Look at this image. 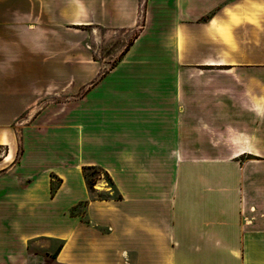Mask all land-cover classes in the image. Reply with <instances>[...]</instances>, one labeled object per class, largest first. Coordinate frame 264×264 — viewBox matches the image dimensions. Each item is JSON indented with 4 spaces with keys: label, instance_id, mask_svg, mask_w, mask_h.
I'll return each mask as SVG.
<instances>
[{
    "label": "crops",
    "instance_id": "0c3cea01",
    "mask_svg": "<svg viewBox=\"0 0 264 264\" xmlns=\"http://www.w3.org/2000/svg\"><path fill=\"white\" fill-rule=\"evenodd\" d=\"M0 150V264H264V0H0Z\"/></svg>",
    "mask_w": 264,
    "mask_h": 264
},
{
    "label": "rangeland",
    "instance_id": "374dc122",
    "mask_svg": "<svg viewBox=\"0 0 264 264\" xmlns=\"http://www.w3.org/2000/svg\"><path fill=\"white\" fill-rule=\"evenodd\" d=\"M143 16L142 11H139L137 24L133 30L129 32L126 30H117L113 33H108L107 30L98 28L97 26L90 27L77 25L75 50L76 75L100 74L110 69L111 66L121 57L125 47L131 43L137 34V30L143 26ZM30 117L31 116L25 115L19 116L12 124V130L17 144L22 125H24ZM19 151L20 150H18L17 155L19 154ZM3 152V150H0V155H2ZM88 173L91 174L93 178H105L106 184H104V186H106L108 190H111V187H109V180L101 172L95 171L92 173L89 171ZM52 247L57 248L58 245L53 244ZM35 252L39 254L38 251ZM40 264H51V260L44 258V261Z\"/></svg>",
    "mask_w": 264,
    "mask_h": 264
},
{
    "label": "trees",
    "instance_id": "16d2710c",
    "mask_svg": "<svg viewBox=\"0 0 264 264\" xmlns=\"http://www.w3.org/2000/svg\"><path fill=\"white\" fill-rule=\"evenodd\" d=\"M89 171H91L92 173H94L95 171H99V170H97V169H89V168H84V170H83V176L85 178L87 188H88L89 191L94 192L93 187H94V185L96 183L97 178H93L91 176V174L88 173ZM53 258H54V255L51 256V259H53Z\"/></svg>",
    "mask_w": 264,
    "mask_h": 264
}]
</instances>
